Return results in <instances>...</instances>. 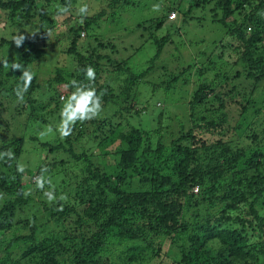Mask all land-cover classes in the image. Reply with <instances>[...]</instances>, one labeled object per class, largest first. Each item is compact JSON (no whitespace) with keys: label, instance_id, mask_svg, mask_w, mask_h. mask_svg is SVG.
<instances>
[{"label":"trees","instance_id":"trees-1","mask_svg":"<svg viewBox=\"0 0 264 264\" xmlns=\"http://www.w3.org/2000/svg\"><path fill=\"white\" fill-rule=\"evenodd\" d=\"M73 1L0 0V20L9 26L5 33H0V47L14 49L13 37L24 35L26 39L12 63H20L35 74L24 102L16 108L17 114L8 113L17 101L14 89L21 83L22 72L6 69L3 66L6 52L0 54V120L6 132L13 131L0 152L11 149L15 153L12 162L0 161V195H7L0 210V264H117L115 258L120 264H154L155 261L156 264H264V105L256 109L255 119L246 128L242 117L257 106L254 94L264 87V0H187L186 8L181 5L182 0L179 5L173 1L164 16L141 23L150 38L153 37L156 53L149 68L135 74L128 62L98 53L100 49L114 50L115 46L109 42L97 40L100 43L84 52L88 54L79 50L80 42L83 47L87 40L81 37L82 33L104 19L105 10L89 18L85 27H72V42L66 53L76 63L72 69L56 70L55 78L46 87L49 103L58 100L62 104L61 96L65 94L61 91L70 95L74 91L70 84L73 80L88 84L82 69L90 65L96 70L93 86L104 92L103 105L118 106L120 114L130 112L127 107L121 108L112 85L99 83L104 72L101 60L119 72L129 71L122 95L128 106L133 107L138 98L134 92L136 86L151 74L170 39L169 33L162 38L154 34L166 27L170 14L178 13L179 9L181 22L186 25L195 8L216 2L214 20L229 33L222 48H233L235 54L230 64H220L221 55L215 61L207 57L209 69L204 64L195 67L198 57L194 59L190 67L199 68L205 80L200 79L199 87L189 99L186 116L190 126H181L169 145L154 130L139 126L121 130L120 124L114 127L115 113L113 118L111 115L77 123L64 141L58 138L56 142H41L39 147L46 156L34 174L39 175L41 168L47 166L46 175L56 178L62 172L55 168L57 162H49L48 154H67L80 166L79 173L75 174L72 185L64 186L66 180L57 185L59 178L52 183L57 197L61 192L59 187L67 195L75 193L69 200L53 202L50 207L43 202L48 218L40 227L31 225L27 234L11 232L14 212L29 205L32 198L25 193L31 189L32 182L16 167L24 132L15 133L12 123L23 121L27 109L28 121H34L35 105L44 101L36 97L41 89L37 64L45 57L46 45L41 43L42 48L36 47L38 36L25 29L36 25L37 18L43 28L55 4L70 6ZM141 2L110 0L108 6L115 10L136 7ZM236 12L242 15L241 19L235 18ZM44 33L41 29L39 36L47 42ZM200 55L203 57L205 53ZM239 65L243 66L242 71H238ZM179 80L175 76L167 84L161 83L163 87L154 82L145 83L154 90L168 89V92ZM222 82L234 97L238 94L235 82L251 89V93L244 94L246 100L240 104L237 118L227 108L224 91L219 89ZM56 115L53 112L49 116ZM49 116L42 122L47 123ZM161 117L160 113L159 123ZM86 136L98 143L96 156L94 151L76 152V145ZM111 157L115 161L108 162ZM63 172L68 173L66 169ZM195 187L198 193L194 192ZM61 206L62 211L58 210ZM52 223L57 229H51ZM23 226L27 229L29 222L25 220ZM120 248L121 253L115 257L114 250Z\"/></svg>","mask_w":264,"mask_h":264},{"label":"rangeland","instance_id":"rangeland-1","mask_svg":"<svg viewBox=\"0 0 264 264\" xmlns=\"http://www.w3.org/2000/svg\"><path fill=\"white\" fill-rule=\"evenodd\" d=\"M109 1L110 0H74L70 4V12L67 15H62L55 11L59 8V6H62V3L58 2L52 7L53 13L46 16L47 21L45 22L43 28H41L38 18L36 19V25H30L29 27L26 26L25 30L31 31L38 36V39L36 40V47L42 48L41 43H45L46 45L47 51L45 57L41 63L37 64L41 89L38 90L39 94H36V97L38 99L41 98L44 101L41 105H35L37 111L34 121H30L31 123L28 121L27 118L30 111L27 109L26 115L23 116V119L26 121L23 120L12 123L15 133L21 135L24 132L23 137H25V140L23 149L17 163L25 166L26 172L24 177H26V180H30L32 182L31 189L25 192L26 196L29 195L32 197L31 202L22 210L14 212L12 220L13 228L11 230L12 233L18 232L27 234L31 229L30 226L33 224H37V226L40 227L42 223L47 220L46 217L48 218L44 212L45 208L43 207V202L48 207L53 204H49L44 197L43 192L36 189L34 178L38 175L34 173L39 167L42 159L46 156V152L41 150L39 147L40 143L56 142L58 138L62 141L65 140V138L62 139L60 137L58 131L56 130L60 122L59 114L62 104H60L58 100L52 103L47 101L49 93L46 91V87H48V82L55 78V72L57 69H63L66 71L72 69L76 63V59L66 53L68 48L71 46L73 37L70 29L72 27L77 29L79 26L85 27L89 18L105 10L106 15L104 19L92 25L90 29L85 32L84 38L87 40H84L83 47L80 42L81 46L79 45V50L83 51L82 53L86 52V50L100 43L97 40L104 43L109 42L111 45L115 46V49H100L98 53L100 55H109L112 59L120 62H128L127 66L132 70V73L135 74L148 69L149 62L156 53V46L153 43V37L150 38V33L144 30L141 23L164 16L168 6H171L173 1L175 3L177 2L176 5H179V0H142L143 2L136 7L127 6L125 8L119 7L118 9L112 10L108 6ZM186 1L187 0H182L181 3V5L184 4L185 8L188 6ZM215 3L216 2L206 4L205 8H195L193 13L190 15V22L186 25L181 22L182 14L179 9L176 20H170L173 22H167L166 27L156 31L154 34L155 36L158 35L159 38H162L169 33L170 39L163 50V54L156 62L155 68L151 74L146 79L140 81L136 86L134 92H137L136 94L138 98L135 101V104L133 103V107L130 108V106H128L125 98H123L124 95H122L123 86L127 85V79L130 77L129 71L119 72L111 65H108L106 60H101L104 72L99 83L112 85V88L114 87L115 90L114 92L120 98L119 101L121 103V108L123 109L127 107L130 112H123L120 114L118 112V106H115L114 104L107 106L103 105V111L101 112L99 118L111 115L113 118L114 113L116 115L118 112L116 117L114 115V118L112 119L114 127L120 124L118 126H120L119 128L121 130L124 128V130H128L130 126H139L145 130L160 132L161 138H164L167 145H169L179 133L181 126L189 127L190 124L188 117L186 116V114H188L186 109L189 105V99L192 98L191 96L199 87L200 79L205 80L204 77L200 76L199 68L196 69L194 67H190L193 66L194 59L198 57L195 59V67H203L202 65L204 64V68L209 69L210 67L207 57L214 59L215 61L216 56L219 57L221 55L222 57L220 59L222 61L219 63L221 64L227 62L230 64L232 55L235 54L233 48L228 46L225 49L222 48L224 44L226 46L229 33L220 23L214 20L213 16L215 15ZM83 4L88 5L89 15H87L83 19V22H81V18L78 15L77 10ZM156 4L160 5L159 11H153V6ZM41 9L44 11L47 10V8L44 9L43 7H41ZM241 17L242 15L239 12L235 13L236 19H241ZM7 28H9V26L6 25L5 20H0V33L3 31L5 33ZM41 29L45 30L44 34L46 35L47 42H44L39 36ZM127 29L132 31H128ZM6 35H9V33ZM0 48V54H4L3 52H6L5 56L10 63H12V59L15 60L14 57L20 50V47L17 46L14 49L7 47L3 50L2 47ZM202 52L205 53L203 57L200 55ZM237 67L238 71L243 70L242 65ZM186 70L191 71L185 72ZM232 72L234 73V71ZM65 75H68V71ZM151 75L152 77H150ZM175 76H178L180 80L172 86L168 92H166L168 89L154 90L151 84L145 83L146 81L154 82L159 84V86H162L161 83L165 85ZM235 85L238 90V94H236L235 97L229 93V89L226 87L225 82H222L221 85H219V89L224 91L227 108L231 111L232 116L237 118V112L241 109L240 104H243L246 100L244 98V94L251 93V89L249 86L243 85L239 82H235ZM61 92L62 94H65L66 97L68 96L66 91L62 90ZM40 93L42 95H40ZM251 96L252 95L248 98H251ZM254 100L257 101V106L251 107L248 113L242 116L244 120L242 118L240 120V122L242 120H246L244 128L250 125V123L255 119L256 109L264 105V87L258 91L257 95L254 94ZM213 101L217 102L214 99ZM20 105L22 104L16 101L11 105L8 113L11 112L14 115L17 114L16 108L20 107ZM211 105V103L208 104L209 107H211ZM136 111L141 114L136 115ZM53 112L57 113V115L55 117L49 116ZM160 113L162 114V117L159 123L158 118ZM120 115L124 116L121 117ZM48 116V122H42V120ZM8 120H10V118ZM26 124H28V127L25 126ZM49 129H51V131H49ZM12 134L13 131H5L4 123H1L0 120V147L4 145V142L7 141ZM240 134L241 132H238V135ZM97 144L98 143L92 137L89 138V136H86L76 145V148L78 149L76 152L81 153L83 151H87L88 154H91V152L94 151L93 153H95L96 156V154L99 153L96 149ZM70 157L69 155L61 152L48 154L49 162H57L55 168L62 172L59 173L56 178H51L52 182L59 178L57 185L58 183H61L62 180L68 181L64 186L67 184L72 185V181L75 179V174L79 173L80 166L77 167L75 163H73L76 160ZM61 160L64 161V164L62 165L59 164ZM113 161H115L113 157L108 160V162ZM76 163H79V161ZM64 169L67 170V174L63 172ZM59 191H61L59 192V196L67 195L65 192H62L63 188L59 187ZM74 193L75 192H73L72 195H67V198L72 197ZM195 193L197 192L195 191ZM6 199V194L0 195V210L4 206ZM25 220L29 222L27 229L23 226ZM50 227L51 229H57V226H54L53 223ZM45 228L46 227L42 228L38 231V233L45 230ZM121 249L122 248L114 250V252H116L115 257H118V254L121 253ZM166 251H168V247ZM114 261L117 264H120L116 258ZM154 264H156V261Z\"/></svg>","mask_w":264,"mask_h":264},{"label":"clouds","instance_id":"clouds-1","mask_svg":"<svg viewBox=\"0 0 264 264\" xmlns=\"http://www.w3.org/2000/svg\"><path fill=\"white\" fill-rule=\"evenodd\" d=\"M159 9V4L153 6V11H159ZM77 11L81 18V22H83V19L89 15V8L87 4L81 5ZM69 12L70 6H60L58 8L59 14L67 15ZM175 14L177 15L178 13L176 12ZM82 36H85V32L82 33ZM25 39L26 37L21 34L13 37V41L17 47L22 46ZM3 66L12 71L19 70L22 72V75L19 77L21 83L16 86L14 92L17 96V102H24V96L28 92L35 74L17 62L9 63L8 60H5L3 61ZM82 71L89 83L82 84L73 80L70 84L74 88V91H72L67 97L64 95L66 98L62 97L63 95L61 96L62 107L59 114L60 122L56 130L62 139L67 138L72 134L77 123L82 124L86 121L96 119L103 111L104 92H98V90L93 86L96 79V70L89 65L85 69H82ZM49 131H51V129H49ZM13 160H15V153L11 149L0 152V161L10 163ZM16 167L19 173L24 174L26 172L24 165L17 163ZM48 171L49 169L47 166L42 167L40 174L34 178L36 189L43 192V195L49 204L58 201H67V195H60L59 197L56 196L52 179L50 176L46 175ZM58 210L62 211V206Z\"/></svg>","mask_w":264,"mask_h":264},{"label":"built area","instance_id":"built-area-1","mask_svg":"<svg viewBox=\"0 0 264 264\" xmlns=\"http://www.w3.org/2000/svg\"><path fill=\"white\" fill-rule=\"evenodd\" d=\"M176 18H177V15H176L175 13H172V14L170 15V19H171V20H175ZM62 97L65 98L64 95H63ZM62 97H61V99H62ZM195 191H196V192L199 191L198 187L195 188Z\"/></svg>","mask_w":264,"mask_h":264}]
</instances>
